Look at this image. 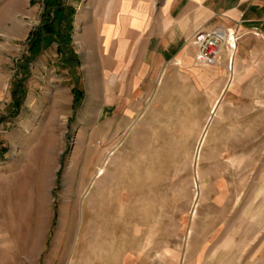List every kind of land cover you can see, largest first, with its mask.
Here are the masks:
<instances>
[{
  "label": "rangeland",
  "instance_id": "rangeland-1",
  "mask_svg": "<svg viewBox=\"0 0 264 264\" xmlns=\"http://www.w3.org/2000/svg\"><path fill=\"white\" fill-rule=\"evenodd\" d=\"M105 1L62 0L68 35L31 51L43 0H0V215L17 212L19 264H264V40L126 73Z\"/></svg>",
  "mask_w": 264,
  "mask_h": 264
},
{
  "label": "crops",
  "instance_id": "crops-1",
  "mask_svg": "<svg viewBox=\"0 0 264 264\" xmlns=\"http://www.w3.org/2000/svg\"><path fill=\"white\" fill-rule=\"evenodd\" d=\"M103 6L102 28L113 33L106 54L114 52L108 55L126 73L138 60L139 76L162 74L167 60L191 71L196 48L190 39L198 30L222 27L241 40H264V0H106ZM226 53L221 51L224 62ZM18 227L16 210L0 215V264H19Z\"/></svg>",
  "mask_w": 264,
  "mask_h": 264
},
{
  "label": "built area",
  "instance_id": "built-area-1",
  "mask_svg": "<svg viewBox=\"0 0 264 264\" xmlns=\"http://www.w3.org/2000/svg\"><path fill=\"white\" fill-rule=\"evenodd\" d=\"M239 38L240 35L234 30L222 27L196 31L191 39L196 48L195 62L199 65L219 64L221 51L232 53Z\"/></svg>",
  "mask_w": 264,
  "mask_h": 264
},
{
  "label": "trees",
  "instance_id": "trees-1",
  "mask_svg": "<svg viewBox=\"0 0 264 264\" xmlns=\"http://www.w3.org/2000/svg\"><path fill=\"white\" fill-rule=\"evenodd\" d=\"M61 3L62 0H43L44 10L40 28L31 33L29 37L31 51L39 50L47 39H55L59 43L63 39V35H68L67 33L71 30V18L74 11L69 9L66 12ZM64 26L68 28V31L65 32ZM66 38L68 39V36ZM79 98V93H77L74 102L78 103Z\"/></svg>",
  "mask_w": 264,
  "mask_h": 264
},
{
  "label": "bare ground",
  "instance_id": "bare-ground-1",
  "mask_svg": "<svg viewBox=\"0 0 264 264\" xmlns=\"http://www.w3.org/2000/svg\"><path fill=\"white\" fill-rule=\"evenodd\" d=\"M230 67H232V60L230 61Z\"/></svg>",
  "mask_w": 264,
  "mask_h": 264
}]
</instances>
